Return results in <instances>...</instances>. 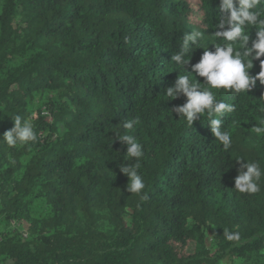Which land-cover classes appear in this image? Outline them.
<instances>
[{
    "label": "trees",
    "instance_id": "1",
    "mask_svg": "<svg viewBox=\"0 0 264 264\" xmlns=\"http://www.w3.org/2000/svg\"><path fill=\"white\" fill-rule=\"evenodd\" d=\"M219 2L0 0V136L16 115L38 133L16 147L0 137V264H264V176L256 194L234 189L237 159L264 168V84L213 89L236 105L227 149L206 114L189 127L172 111L186 98L165 95L186 73L171 62L186 32L224 43ZM192 51L194 64L204 49ZM115 131L144 146L146 201L127 191L119 165L135 160Z\"/></svg>",
    "mask_w": 264,
    "mask_h": 264
},
{
    "label": "clouds",
    "instance_id": "2",
    "mask_svg": "<svg viewBox=\"0 0 264 264\" xmlns=\"http://www.w3.org/2000/svg\"><path fill=\"white\" fill-rule=\"evenodd\" d=\"M261 6H264V0H220L215 35L224 43H214V49L210 50L208 46L201 45L203 32L198 30L186 32L181 38L179 51L173 53L171 57V62H175L179 68L186 69V73L183 75L179 73L174 84L166 89L165 95L172 100L180 96L186 98L185 103L176 106L172 111L180 118L183 117L189 127L206 114L212 134L225 149L230 147L232 138L222 127L223 117L226 113L234 112L236 105L217 100L213 89H223L235 96L249 93L256 87L257 81L264 84V59H261L264 57V12L260 10ZM248 28L257 29L255 39H251L250 35L246 34ZM193 48H203L204 51L200 59L191 64ZM189 52H192V55L186 58ZM255 60L260 61L261 71L253 76L250 70L253 69ZM189 65L191 70L188 68ZM192 74L195 75V79L192 78ZM197 76L204 78L203 83L197 79ZM42 115L48 116L49 113L43 111ZM13 120L14 127L0 136L9 147L37 141L38 133L31 119L16 115ZM139 123V117L125 120L123 128L131 131ZM254 127L257 133L264 132V125ZM115 132L117 139L127 145L126 157L135 160V163L119 165L120 171L129 177L127 191L140 196L141 201H146L149 196L144 191L146 184L140 172L144 146L134 135L127 133L121 135L118 131ZM236 161L240 163V168L235 177L234 189L246 194L260 192L264 168H261L259 161L249 162L243 158ZM223 235L228 241L241 239L238 231L224 230ZM260 254L264 255V250H261Z\"/></svg>",
    "mask_w": 264,
    "mask_h": 264
}]
</instances>
